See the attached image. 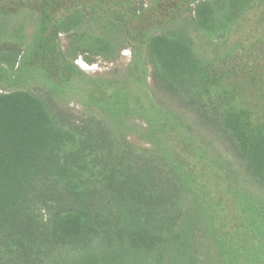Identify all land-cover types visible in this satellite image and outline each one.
I'll return each instance as SVG.
<instances>
[{
    "label": "trees",
    "instance_id": "16d2710c",
    "mask_svg": "<svg viewBox=\"0 0 264 264\" xmlns=\"http://www.w3.org/2000/svg\"><path fill=\"white\" fill-rule=\"evenodd\" d=\"M120 1L123 13L109 9L118 0H42V22L17 68L23 35L3 41L10 33L0 25V75L20 82L0 90V264H264V33L213 55L196 41L226 39L262 0H189L167 27L141 36L153 94L187 115L191 134L216 150L211 165L222 173L236 222L258 238L255 248L217 231L214 201L165 139L147 147L129 140L125 117L134 108L126 98L88 87L84 104L96 111L61 104L79 55L88 63L113 56L125 47L118 26L126 15L141 21L144 12L167 8L173 16L180 2ZM61 11L47 32L44 21ZM98 11L115 15L96 23ZM60 33L61 54L54 47ZM31 51L56 59L62 80L40 58L28 63ZM147 120L157 136V118Z\"/></svg>",
    "mask_w": 264,
    "mask_h": 264
},
{
    "label": "rangeland",
    "instance_id": "374dc122",
    "mask_svg": "<svg viewBox=\"0 0 264 264\" xmlns=\"http://www.w3.org/2000/svg\"><path fill=\"white\" fill-rule=\"evenodd\" d=\"M137 5L143 7L150 6L156 0H134ZM164 1V0H163ZM189 0H180L179 9L171 16L167 8L159 10L154 8L152 15L148 11L144 12L141 21L138 18H130L126 15V25L118 26L123 31L124 39L122 48L109 58L102 56H91L93 63H88L79 55L74 64L79 69L65 84L64 92L60 95L61 104L69 107L73 112L96 111L95 108H88L84 104V93L91 87L94 93H101L107 96L126 98L129 106L134 111L126 115L127 123L126 135L130 141L138 146L147 147L152 144V140L162 137L165 139L164 145L167 152L171 154L174 161L188 172L191 179H195L210 195L214 201V226L221 234H226L228 241L236 246L247 245L249 248L258 246V238H254L248 230L236 222L238 211L230 194L226 190L225 183L221 181L222 173L211 165V159L217 156L216 150L206 140L196 133L191 134V127L187 115L178 110L172 109L160 95L152 92V80L150 66L146 60V46L141 40L142 32L146 29H160L167 27L176 15L182 12ZM42 0H0V25L6 28L9 36H5L3 41L16 43L17 36L23 35L21 52L17 58L15 68L22 61L21 55L26 44L33 39L34 31L40 22L41 10L38 9ZM108 4H104L107 7ZM125 4L118 0V3L110 4V11L123 13ZM99 9V8H98ZM109 11V12H110ZM151 12V11H150ZM63 11L58 12L52 20H45L43 25H48L49 32L56 27ZM102 18L95 19L103 22L106 18H111L115 14L97 12ZM116 23V21H115ZM117 24H121L117 21ZM123 27H126V29ZM264 33V0L245 12L232 32L224 40L207 42L205 37L198 36L197 44L201 50L213 55L227 47L244 46L247 47ZM47 36V34H45ZM55 50L59 54L65 50V34L56 36ZM51 50H53L51 48ZM25 55V54H24ZM58 55V53H57ZM28 63L43 60L49 66V70L55 79L62 80L65 75L60 71V64L55 59H45L37 52H28L26 55ZM55 56V54H54ZM40 58V59H39ZM26 78V77H25ZM24 78V79H25ZM26 82H31L30 80ZM20 82L10 81L7 76L0 75V90H10L17 87ZM29 84V83H27ZM31 82L28 86H33ZM36 85V84H35ZM140 107H145L144 113ZM174 112L175 114H173ZM154 114L158 124L156 127L157 136L150 133L147 117ZM144 115L145 118H144ZM179 117L178 123L177 116ZM191 137L193 139L191 140ZM240 213V212H239ZM241 221V220H240ZM243 221V220H242Z\"/></svg>",
    "mask_w": 264,
    "mask_h": 264
}]
</instances>
